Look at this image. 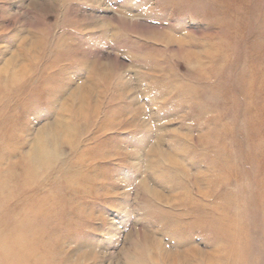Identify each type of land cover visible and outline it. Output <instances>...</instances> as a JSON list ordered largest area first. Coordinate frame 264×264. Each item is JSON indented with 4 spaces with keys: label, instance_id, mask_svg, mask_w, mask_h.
Instances as JSON below:
<instances>
[{
    "label": "rangeland",
    "instance_id": "374dc122",
    "mask_svg": "<svg viewBox=\"0 0 264 264\" xmlns=\"http://www.w3.org/2000/svg\"><path fill=\"white\" fill-rule=\"evenodd\" d=\"M0 264H264V0H0Z\"/></svg>",
    "mask_w": 264,
    "mask_h": 264
}]
</instances>
